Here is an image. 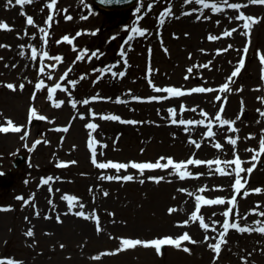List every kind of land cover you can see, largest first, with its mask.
Returning <instances> with one entry per match:
<instances>
[{"label": "rangeland", "instance_id": "obj_1", "mask_svg": "<svg viewBox=\"0 0 264 264\" xmlns=\"http://www.w3.org/2000/svg\"><path fill=\"white\" fill-rule=\"evenodd\" d=\"M228 2L241 3L244 7L213 13L210 6L203 8L195 0L188 3L185 0H139L128 9L107 10L92 0H57L54 8L49 7L50 0H34L26 5H17L13 0L8 7L5 6L7 0H0V21L12 25L11 30H0V45H11L0 47V126H8L7 121L11 119L20 127L19 131H0V257L17 259L22 264H245L242 257H247V264H264V234L259 231L240 233L230 229L216 258L207 244L215 243L218 238L224 207L214 205H201L200 214L206 223L217 220L221 224L217 225V231L204 230L197 221V230H202L200 238L194 237L197 243L182 242L191 248L190 252L183 247L164 245L161 254L154 246H137L109 254V250L119 246L121 236L151 239L165 234H183L186 230L177 222L185 220L187 214L195 210V197L206 195L213 199L223 195L227 203L231 195L236 194L231 188L235 173L221 175L207 165L187 166L186 171L201 175L184 178L171 166L169 169H148L143 174L132 167L120 172L99 169L92 163V150L88 147L90 136L100 141L96 145L98 161L155 162L161 156H172L176 160L191 156L231 160L239 154L244 161L242 167L252 166L253 153L249 149L258 150L259 140L264 137V115H261L264 100L258 99L264 97V63L259 59L260 54H264V5H250L247 0ZM169 5L171 11L161 23L160 14ZM196 8L203 10L193 12ZM239 11L260 18L252 26L250 43L249 36L244 34L247 30L243 29V22L229 19ZM25 13L33 16V25H27ZM49 14H54V18L48 29V44L44 45L40 29L46 26ZM67 16L71 19H66ZM196 16L201 18L197 20ZM204 16L209 18L204 19ZM134 28L147 31L140 35L133 31ZM233 28L236 31L231 36L221 35ZM210 34L219 39L209 40ZM65 35L71 38V43L62 39ZM22 44L24 47L20 48ZM246 44L248 52L245 54ZM30 45L49 52L43 63L50 75L40 73V57L32 60ZM84 48L89 50L85 58L76 60ZM219 48H227V51L218 53ZM97 49L103 55L98 53L89 60L88 56ZM54 56L63 59L56 61L52 59ZM241 58L245 59V66L229 82L228 77ZM48 64L56 66L49 69ZM109 65L114 67L97 80L100 72H94L93 68ZM69 68L72 71L61 79ZM120 71L125 72L123 77L113 75ZM40 79L45 80V85L37 89L35 85ZM72 79L77 80L75 87L68 83ZM8 83L16 88L8 89ZM21 83L25 85L23 89L19 88ZM57 83L62 88L49 99L48 89ZM222 83H229L231 90L221 92L219 85ZM153 85L156 88L204 86L214 91L171 97L157 92ZM158 94L168 98L163 101L131 99L133 95ZM94 95L111 99H89L88 104L83 103ZM217 95L221 96L220 101L215 100ZM54 100L64 103L57 107ZM72 100L77 101L75 107ZM222 103L225 105L222 116L235 120L234 127L238 131H228L232 125L214 123L217 135L213 139L203 136L206 125L178 126L169 122L170 107L177 109V119H203L201 109L214 117ZM32 107L36 108L37 115L30 118ZM92 111L102 115L93 117ZM108 115H119L121 120L103 118ZM237 116L241 118L237 120ZM131 120L138 123L124 122ZM89 122L98 127L89 130L86 127ZM65 127L67 131L63 130ZM184 127H189V132H184ZM228 135L238 137L236 145L225 139ZM216 140L224 145L223 149L214 147ZM19 153L26 154L28 160L15 168L14 160ZM61 161L76 163L61 165ZM101 173L132 174L135 178L131 181L104 180ZM150 175L164 179L152 181L147 179ZM48 176L53 179L42 183ZM241 177L242 182L244 178L249 179L245 185L249 190L264 188V154H260L250 177L246 172H242ZM181 188L185 191L181 192ZM243 191L236 194L238 207L234 206V214L229 219L234 221L238 213L242 224L255 228L253 222L264 220V217L250 209L257 207L264 211V193L249 191L244 197ZM65 194L78 196L84 208L77 206L69 212L67 201L63 199ZM187 197L191 198L188 208L185 205ZM24 199L29 203L24 204ZM169 207L175 211L169 213ZM77 210L99 215L100 231L96 230L95 220L77 217L74 214ZM56 214H60V221L56 220ZM29 229L34 233L31 237L27 235ZM206 234L212 237L210 241H204Z\"/></svg>", "mask_w": 264, "mask_h": 264}, {"label": "snow or ice", "instance_id": "obj_2", "mask_svg": "<svg viewBox=\"0 0 264 264\" xmlns=\"http://www.w3.org/2000/svg\"><path fill=\"white\" fill-rule=\"evenodd\" d=\"M189 0H185V3H188ZM15 3L17 5H26V4H30V3H34V0H15ZM196 4L202 5L203 8H208L210 6V10L213 13H221L225 8L227 9H232V10H239L242 9L244 7L243 4L241 3H229L228 0H220V2H216V0H195ZM247 3L250 5H264V0H247ZM13 4V0H7L6 3V7L11 6ZM57 4V0H50V4L49 7L54 8ZM148 7H151V5H149ZM202 8H196V9H192L193 12H202ZM139 11V9H138ZM171 11V5H169L168 7L164 8L163 12H161L160 14V21L161 23H163L164 17L166 14L170 13ZM26 15V23L27 25H33L35 23L33 16L31 15ZM54 18V14H49L47 16V20H46V26L40 29V32L43 36V44L47 45L48 44V29L51 26V23L53 21ZM201 17L200 16H196V19L199 20ZM209 17L204 16V19H208ZM66 19H71L70 16H67ZM229 19H235L237 21H242L243 24V29L247 30L244 34L246 36H249V43L251 42L250 40V33H251V29L253 24H255L260 18L254 15H246L244 11H239V14L233 17H229ZM217 23H220V21H217ZM12 29V25H10L8 22L6 21H0V30H11ZM134 32L139 33L140 35H143L147 29H141V28H134L133 29ZM236 31L235 28L233 29H226L225 31H223L221 33L222 36L228 37L231 36L234 32ZM17 35H19V33H17ZM24 35L27 36L28 32L27 29L24 30ZM77 36L80 35V33L76 34ZM187 35V34H186ZM33 37L36 36L35 33L32 34ZM209 40H218L219 37L216 35H209L207 37ZM62 39L64 41H68L69 43H71V38L68 35H65L62 37ZM129 39H131V37H129ZM0 47H11V45H0ZM20 48H23L24 45H20ZM73 47H75L73 45ZM232 45H228V48H231ZM31 48V58L32 60H36V58L39 56L40 57V67H39V71L40 73L44 74L45 76L50 75L49 72H46L45 70V65L43 63V59L45 57L49 56V52L47 50H45L43 47L41 48H37L35 45H30ZM89 50L87 48H84L83 51L76 57V60H83L85 58V53H87ZM165 51H167V49H165ZM205 51L204 49H201V52ZM218 53L219 52H226L227 48H219L216 50ZM124 50L123 48H121V54H123ZM243 52L246 54L248 52V45L246 44L243 48ZM99 55H103L102 52H100L99 49L92 51L91 55L88 56V59L91 60L92 57H97ZM24 53L21 52V55H23ZM191 56V53L189 54ZM52 59L56 60V61H61L63 59L62 56H54L52 57ZM259 59L262 63H264V54H260ZM117 63H120V61L118 60ZM124 63L126 64L127 61L125 60ZM211 63V62H209ZM56 65L55 64H48L47 68L51 69L54 68ZM245 66V59L241 58L238 61V66L235 68V70L231 73V75L228 77V81L231 82L232 79L234 77L237 76L238 73H240L241 69L244 68ZM112 67H114V65H109V66H105L103 68H93V71H99L100 72V76L97 77V80H99L101 78V76H103V74L105 72H109L111 71ZM203 67V65H202ZM72 71L71 68L68 69V71H66L64 73V76L61 77V79H64L65 76L68 75V73ZM189 72H192V68L188 69ZM119 75L121 77H123L125 75V72L120 71L119 73H113V75ZM83 78V77H81ZM151 82V81H150ZM68 83H70L73 87L76 86L77 84V80L72 79L70 81H68ZM45 85V80L44 79H40L35 87L37 89H41L43 88ZM24 84L21 83L19 85L20 89L24 88ZM154 88H156L155 85H153ZM7 88L8 89H15L16 85H14L13 83H8L7 84ZM62 88V85L57 83L55 85H53L51 88L48 89V94H49V99L52 98L53 93L56 92L57 89ZM219 89L221 92L224 91H230L231 89L229 88V83H222L219 85ZM64 91H68L67 88H64ZM156 91L159 93H167L168 96L171 97H183L185 94H192V93H210L212 91H214V89L209 88V87H204V86H196V87H191V88H180V87H176V86H166L164 88H156ZM237 91H239V89H237ZM69 95H71V93H69ZM35 98V97H33ZM168 97L163 95V94H158V95H150L147 97H141L139 95H133L131 97L132 100L135 101H140L142 99H146L148 101H163L166 100ZM89 99L91 100H97V99H111V97H101V96H91L88 99H84L83 103L84 104H88L89 103ZM119 100V98H117ZM224 101L227 102V96L223 97ZM258 99L264 100V97H258ZM215 100L220 101L221 100V96L217 95L215 96ZM124 102V101H121ZM53 103L59 107L60 104L64 103V101L62 100H54ZM72 106L75 107L77 101L72 100L71 101ZM243 103V101H242ZM183 105H181V111H183ZM225 111V105L222 103L219 106V111H217L215 113V116H210L209 113L207 111H203L201 109L202 112V116L204 117L203 119H177V109L175 107H170L168 109V112L171 115V119L169 120V122L171 124L174 125H178V126H191V125H206V131L203 133V136L205 137H209V138H215L217 135V132H215L213 130V124L214 123H218L221 126H225V125H232L233 128L228 129V131H238V129H235L234 125L236 123L235 120L232 119H226L222 116V113H224ZM259 111V110H258ZM37 115V110L35 107H32L30 109V118L33 116ZM81 116H83V113H80ZM91 115L93 117L97 116V115H102L100 113H97L95 111L91 112ZM261 115H264V112H261ZM41 119H47V117H40ZM104 119H111V120H115V121H120L121 117L119 115H108V116H104ZM241 117L237 116V120H239ZM125 123H131V124H136L138 123L135 120H131V121H124ZM7 125L8 126H0V131L4 132V133H8L10 131V129L12 131H19L20 127L18 125L13 124V121L11 119H9L7 121ZM86 127L89 130H95L98 125L94 122H89L87 123ZM64 131H67V127H65L63 129ZM184 132H189V127H184ZM25 135H27V133H25ZM173 135H175V133H173ZM252 134L250 133L249 136H251ZM225 139L232 145H236L237 144V138H234L232 135H228L225 137ZM36 143H39V141H37ZM100 141L97 140L95 138V136H90L89 140H88V147L92 150L91 152V160L92 163L97 165L99 169H115L117 172H120L121 170H126L129 167H132L134 169L139 170V172L141 174H143L145 172V170L148 169H169L170 166L172 169L175 170L176 173H178L180 175L181 178L184 177H190V176H200L201 173L200 172H191V171H186L185 169H187V166L189 165H207L210 169L211 168H215V171L220 173L221 175H228L231 176L233 174V172L235 173V181L234 183L231 185V188L235 190L236 194H240L241 190L243 189V193L242 195L244 197H247L249 195V191H251L252 193H264V188L261 187H255V188H251L250 190L245 188V185H247L249 183V179L244 178L243 182H242V177H241V173L242 172H246L248 174V176L250 177V175L252 174L253 170L256 168V162L259 161L260 158V154H264V137H262L259 140V149L257 150L256 148H252L249 149V151H251L253 153V155L251 156V161L252 166L251 167H247L246 169L244 167H242L244 161L241 159V157L239 156V154H236L234 156L233 159L228 160H221L219 158L216 159H198L195 158L194 156H191L187 159H181V160H176L174 159L172 156H161L159 158L156 159L155 162L152 161H143V162H137L135 160L132 161H128L126 163H121V162H116L114 160H97V148L96 145L99 144ZM191 143L195 144V146L197 148L200 147V144L197 143L195 140H191ZM214 147L217 149H223L224 145L221 144V142L219 140L215 141ZM143 151V150H142ZM161 161H166L165 163H162ZM61 165H66L67 163H76V161H61L60 162ZM223 165V166H221ZM231 168L232 171H228V169ZM209 175H211L212 173L209 172ZM135 177L132 174H126V175H107L105 173H101V179L104 180H117V181H131L133 180ZM53 179L52 176H48L46 179L42 180L41 182L44 184H47L49 181H51ZM147 179L152 180V181H161L164 179L163 176H158V175H150L147 177ZM143 182V181H141ZM205 187H207L205 185ZM216 187H223L222 185H216ZM181 192L185 191V189L181 188L180 189ZM201 192L204 191V189H200ZM233 194L230 197V200H227L226 203V197L223 195H218L213 199H209L206 195H197L195 197V205L194 208L195 210L191 212L190 214V220L192 222L198 221L199 222V227H201L204 230H208L209 228H211L213 231H217V225L221 224L220 221L217 220H210L208 223L205 222V217L203 215L200 214L201 212V205H214V206H223L224 210L221 213V215L224 217V219L222 220V226L220 227L219 231H218V238L216 239L215 243H208L207 247L209 249H212L215 254H216V258L219 257L220 253H221V246L222 244L226 243L225 237L226 235L229 233V230H238L240 233H245V232H253V231H259L260 233L264 234V220H255L253 223L255 224V228L253 226L248 225L247 223H241V218L239 216L238 213H235V220L232 221L229 219L230 216H232L234 214V206L238 207L237 204V195ZM105 196L108 195L107 192L104 193ZM19 199H23V197H18ZM63 199L67 201V206H68V211L72 212L74 208H76L77 206L80 209L84 208L83 203H80V198L78 196L75 195H68L65 194L63 196ZM29 201L27 199H24V204H28ZM258 205L261 202H257ZM11 207V206H9ZM167 211L169 213H173L175 211V209L173 207H169L167 209ZM251 212L256 213L258 212L260 217H264V211H259L257 207H254L252 209H250ZM77 217H83V218H87V219H93L96 222V230L100 231V221L101 218L99 215H94V214H89L83 210H77L74 213ZM37 215H39V213H37ZM114 215V214H113ZM213 216L216 215V213H212ZM56 220L60 221L61 220V216L60 214H56ZM27 219V217L25 218ZM189 219H185L183 221H178V224L181 225H188L190 223ZM33 230L29 229L27 231V235L29 237L33 236ZM212 239V237H210L209 235H205L204 236V241H210ZM119 240V246L116 247L115 249L109 250V254H111L112 252L114 253H119L122 250H126L129 248H135L137 246H144V247H150V246H154V250L158 253L161 254V248L163 245H171V246H175V248L177 249H181L183 247V250L186 252H190L191 248L187 247L186 245H182V242H191L192 244L197 243V241L189 234L188 231H184L183 234L180 235H170V234H165L156 238H151V239H141V238H130V237H124L121 236L118 238ZM61 247H64V245H61ZM105 253H100V255H104ZM251 255V254H249ZM242 259H244L245 264H247V257H242ZM0 264H22L21 261L17 260V259H13L10 257H0Z\"/></svg>", "mask_w": 264, "mask_h": 264}, {"label": "water", "instance_id": "obj_3", "mask_svg": "<svg viewBox=\"0 0 264 264\" xmlns=\"http://www.w3.org/2000/svg\"><path fill=\"white\" fill-rule=\"evenodd\" d=\"M97 4L103 5L105 7H126L128 5H130L131 3H133L135 0H94ZM24 160V156H20L18 158V161L16 162V165H18V163L20 161Z\"/></svg>", "mask_w": 264, "mask_h": 264}, {"label": "bare ground", "instance_id": "obj_4", "mask_svg": "<svg viewBox=\"0 0 264 264\" xmlns=\"http://www.w3.org/2000/svg\"><path fill=\"white\" fill-rule=\"evenodd\" d=\"M187 203L185 204L186 206H187V208H188V206L190 205V200H191V198H189V197H187ZM187 211V210H186ZM186 219H189L190 220V215L189 214H187V218ZM183 227H184V229L186 230V231H188L189 232V234H191V236L194 238V237H199L200 238V236H201V233H202V230L200 229H198L197 230V221H195V222H192L191 220H190V223L188 224V225H182ZM195 234V235H194Z\"/></svg>", "mask_w": 264, "mask_h": 264}]
</instances>
